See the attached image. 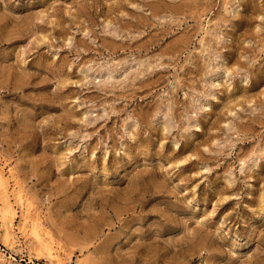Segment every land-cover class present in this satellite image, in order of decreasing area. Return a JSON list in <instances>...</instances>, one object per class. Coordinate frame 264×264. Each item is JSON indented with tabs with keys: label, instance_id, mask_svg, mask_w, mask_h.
I'll use <instances>...</instances> for the list:
<instances>
[{
	"label": "rangeland",
	"instance_id": "374dc122",
	"mask_svg": "<svg viewBox=\"0 0 264 264\" xmlns=\"http://www.w3.org/2000/svg\"><path fill=\"white\" fill-rule=\"evenodd\" d=\"M0 168V264H264V0H0Z\"/></svg>",
	"mask_w": 264,
	"mask_h": 264
},
{
	"label": "bare ground",
	"instance_id": "6f19581e",
	"mask_svg": "<svg viewBox=\"0 0 264 264\" xmlns=\"http://www.w3.org/2000/svg\"><path fill=\"white\" fill-rule=\"evenodd\" d=\"M1 169V168H0ZM2 170H0V181H1V183H2V185L4 186V189H5V186L6 187H8L7 186V180H6V177H5V175L1 172ZM2 189V188H1ZM5 191V190H4ZM7 191V190H6ZM3 195H4V193H3ZM3 195H2V197H3ZM19 198H22V196H21V194L19 193ZM4 199H2V200H5V211H4V215L6 216V217H8V216H12V215H14V211H13V208H12V205H11V203H10V201H9V199L10 198H8V195H7V193H6V195H5V197H3ZM3 205V204H2ZM4 206V205H3ZM31 216V215H30ZM14 217V216H13ZM12 218V217H11ZM34 218V217H33ZM26 219V218H25ZM35 219H37V218H35ZM38 220H40V218H38ZM32 221V220H31ZM37 222V221H36ZM41 222V221H40ZM39 226V225H38ZM37 226V227H38ZM33 227H35V226H33ZM44 231V230H43ZM35 233V232H34ZM35 234H37V233H35ZM45 246V245H44ZM47 246V245H46ZM49 249V248H48ZM47 249V250H48ZM51 251V250H50ZM52 252V251H51ZM50 252V253H51Z\"/></svg>",
	"mask_w": 264,
	"mask_h": 264
}]
</instances>
